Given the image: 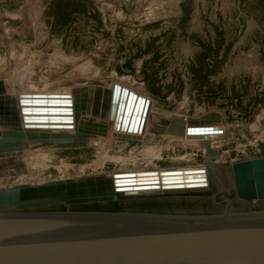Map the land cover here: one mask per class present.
<instances>
[{
    "label": "rangeland",
    "instance_id": "obj_1",
    "mask_svg": "<svg viewBox=\"0 0 264 264\" xmlns=\"http://www.w3.org/2000/svg\"><path fill=\"white\" fill-rule=\"evenodd\" d=\"M0 9L7 92L118 85L152 99L144 135L109 127L85 147L34 152L31 145L0 159V188L205 167L212 159L202 138L219 152L213 163L230 172L233 188L232 164L264 157V0H7ZM209 115L204 127L216 132L206 136L180 137L170 128ZM146 201L219 198L123 202Z\"/></svg>",
    "mask_w": 264,
    "mask_h": 264
},
{
    "label": "water",
    "instance_id": "obj_2",
    "mask_svg": "<svg viewBox=\"0 0 264 264\" xmlns=\"http://www.w3.org/2000/svg\"><path fill=\"white\" fill-rule=\"evenodd\" d=\"M5 92L0 81V159L31 145L85 147L106 135L105 121L136 133L150 105L118 85L76 87L75 103L72 95H19V109ZM87 116L92 123L84 124ZM204 117L187 119L182 134L186 127L189 136L216 132L195 127L208 123ZM75 119V133H59L75 128ZM206 172L97 174L0 188V264H264V157L232 164L235 199L230 172L208 170L211 190ZM215 194L219 201L123 202Z\"/></svg>",
    "mask_w": 264,
    "mask_h": 264
},
{
    "label": "bare ground",
    "instance_id": "obj_3",
    "mask_svg": "<svg viewBox=\"0 0 264 264\" xmlns=\"http://www.w3.org/2000/svg\"><path fill=\"white\" fill-rule=\"evenodd\" d=\"M73 89H75V88H73ZM73 89L72 90H69V89L68 90L67 89H62L61 90L60 89V90H53V91H45V90L44 91H31V92L29 91V92H23L24 94H18V95L11 94V93L7 92V90H6L5 94H8V95L13 97L11 107H16V108L19 109V104H18L19 95H72L73 103H75V97H74V94L72 92ZM109 89H111V88H109ZM111 90H113V88ZM136 95H137V97H142V98H145L146 100H150L149 98L140 96L138 94H136ZM151 100H150V105H149V109H148V112H147V117H146V122H145L144 128L141 129V131H137L136 133H133V132L132 133H128V132H126L124 134H128V135H133V134H137V133H139L140 135H144L145 134L146 125H147V122H148V115H149L150 108L152 106V101ZM206 117H207L206 118L207 120L210 119L209 118L210 115L206 116ZM91 119H92L91 116H87V120L84 121V124L92 123ZM95 121H96V123H102L103 122V121H101L99 119H96ZM186 121H187V119H185V118L184 119H179V120H177V122L173 123L170 128L173 129L174 131H176L178 129V134H176V135H178L180 137H185L186 135H188L187 132H186L187 127L185 128V135L182 134V130L184 129ZM78 124H80V121L75 119V122H74L75 128L70 129V130H62V131H59V133H75L76 132V126H78ZM105 124L107 125V130H108L109 127H112V124L109 123V122L105 121ZM204 126L205 125H201V126L198 125V126H195V127H204ZM175 128H176V130H175ZM204 128H208V127H204ZM107 130H106V132H107ZM51 131H53V130H51ZM113 132L115 134L122 133V132H117V131H114V130H113ZM124 134H123V136H125ZM107 136H108V134L106 133V135H104V136H96V137H107ZM193 136H196V135H193ZM89 139H91V138H88V140ZM199 144H200L201 149H203L205 151L206 160H207V157H210L212 159V160H210L208 158L211 162L209 163L208 162L209 160H208L207 164L205 165V167L185 168V169H166V170H159V169L155 168V169H146V170H141V171H121V172H115V173H117V174H131V173H140V172L184 171V170H200V169H203V170H207V172H206L207 178H208L207 182L209 184L208 185L209 186L208 190H211L213 184H212V182H211V180L209 178L208 170L220 171V168L215 165L216 163L215 164L213 163V159L218 157V153L219 152L212 147V142L209 139L202 138V139L199 140ZM32 146H33L32 150H34V152L38 151L40 149L43 150L45 148H49V149H64V148H60L58 146H52V147H42L40 145H32ZM135 161H133V162H135Z\"/></svg>",
    "mask_w": 264,
    "mask_h": 264
},
{
    "label": "crops",
    "instance_id": "obj_4",
    "mask_svg": "<svg viewBox=\"0 0 264 264\" xmlns=\"http://www.w3.org/2000/svg\"><path fill=\"white\" fill-rule=\"evenodd\" d=\"M4 1H7V0H0V2H4ZM3 11H7V12H10V9H2ZM0 11H1V9H0ZM4 31L3 30H0V49H2L4 46H5V42L3 41L4 40V38H5V34L3 33ZM1 51H3V50H1ZM4 81V80H3ZM5 82V81H4ZM7 86V85H6ZM145 139V138H144ZM143 139V140H144Z\"/></svg>",
    "mask_w": 264,
    "mask_h": 264
},
{
    "label": "trees",
    "instance_id": "obj_5",
    "mask_svg": "<svg viewBox=\"0 0 264 264\" xmlns=\"http://www.w3.org/2000/svg\"><path fill=\"white\" fill-rule=\"evenodd\" d=\"M117 211H119V210H113V211H111V212H117Z\"/></svg>",
    "mask_w": 264,
    "mask_h": 264
}]
</instances>
